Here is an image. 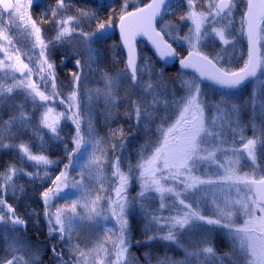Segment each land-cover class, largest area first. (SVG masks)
<instances>
[{
	"label": "rangeland",
	"instance_id": "1",
	"mask_svg": "<svg viewBox=\"0 0 264 264\" xmlns=\"http://www.w3.org/2000/svg\"><path fill=\"white\" fill-rule=\"evenodd\" d=\"M35 1L0 0V97L18 93L29 104L21 121L36 113L53 137L63 123L75 129L73 154L58 173L47 157L19 146L25 163L44 169L46 183H52L41 210L46 235L62 246L59 252L52 243L44 256V248L26 241V229L12 220L26 222L7 201L16 194V171L0 172V264H264V205L253 190V182L264 179V21L260 77L233 94L187 72L170 80L137 47L132 76L115 41L108 62L117 73H103L93 66L103 58L97 56L100 45L111 42L101 27L64 1L49 19L37 17ZM137 3H123L120 17ZM200 10L192 4L182 35L164 28L183 51L208 50L222 67L243 45L236 32L244 29L225 17L209 24L211 17ZM61 53L72 64L70 75L59 79L55 56ZM83 83H101L99 98L87 109L114 100V83H132V115L156 120L154 129L113 143L107 153L86 131L94 125H86L81 112ZM162 109L163 117H156ZM2 129L8 132L4 123ZM59 141L46 148L65 156ZM35 209L37 216L41 210ZM139 223L141 234L132 226Z\"/></svg>",
	"mask_w": 264,
	"mask_h": 264
},
{
	"label": "trees",
	"instance_id": "2",
	"mask_svg": "<svg viewBox=\"0 0 264 264\" xmlns=\"http://www.w3.org/2000/svg\"><path fill=\"white\" fill-rule=\"evenodd\" d=\"M116 12H121V8H117ZM47 18H50L48 14H46V19ZM45 22L47 23V21ZM95 22H98V20L96 19ZM107 41L110 43L104 42L103 45H100L97 52V56L102 55L103 58H99L95 61L93 66L100 67L104 70L102 71L103 73L111 75L113 72V75H115L117 72L112 70V64H109L108 62L110 54L109 50L112 46H116V43L118 44V49L120 51L122 50L120 43L116 38L108 37ZM136 45L137 48L146 51V55L149 57L150 62H152L154 67H156V65L164 67V73L165 75L167 74L166 76L170 80L174 79L172 76L176 78L178 74L184 73L179 69L178 63L188 54V52L183 51L182 48H177L178 58L176 62L171 65H166L150 51L148 44L144 40L140 39ZM63 54H56L55 56L56 66L59 67V79L64 75H70L71 72L70 70L67 71V69L71 67L72 59L71 57H67L66 54ZM205 55L209 56V53H206ZM63 58L66 59V62H63ZM122 62L124 61L120 60L119 63L122 65ZM222 68L224 69V66H222ZM60 84L64 87L66 86L65 83ZM100 84L101 83H95V86L88 87L87 83H83V86L80 87V106L81 112L84 113L85 124L88 125V122H91V124L94 125L92 128H87L86 131H91L92 136L97 142H99V145H102L104 151H108L113 143L119 144L124 140L130 142L138 137L139 134L141 135L143 131L146 132L147 129L152 131V128L154 129L153 125L157 123L156 120H153L152 122L144 117L139 118L132 115V83H114V100L111 99L110 102L106 101L105 106L94 103L89 109H87L86 106L89 101H94L99 98L101 92ZM208 87L214 89V87L210 85ZM215 90L219 89L215 88ZM2 104L5 106L4 108L2 107L3 109L1 108ZM28 106L29 104L16 92H12L8 98H5L4 96L0 97V172H9L13 169L16 171V194L14 197H8L7 201L13 208L15 215L26 222V232L24 235L26 241L32 246L38 245L40 248H44L46 251L44 256H47V254H50L49 249L52 243L59 252L61 251L62 246L60 242L56 244L55 238L46 235L45 216L43 210H41V208H43V194L50 189L52 183L49 185L46 183L44 179V169L40 170L25 163V159L21 156L19 146L25 145L33 154L47 157L50 161L56 164L54 172L58 173L63 164H65L68 158L73 154L72 146L75 137V129L72 125L63 123L59 128L58 135L53 137L45 128L40 126V123L36 119V113H34L27 121H21L20 114L27 111ZM166 109L171 112L169 107ZM104 110H107V112H104ZM154 111L155 110H151V112ZM164 112L163 109L158 110V113L155 116L163 117ZM109 114L112 115L110 116ZM3 123L8 132H5L2 129ZM59 140H62L60 144L62 147L64 146V151L62 153H64L65 150L67 151V155L65 156L61 155L60 149L52 151L51 149L48 150L46 148L49 144L55 146L60 142ZM8 142H11L12 145ZM7 143L9 144L8 148L6 145ZM4 145H6L5 148ZM110 152L112 151H108L107 153ZM35 207H39L41 210L37 216L34 214L36 211ZM35 225H38L41 229L36 231L32 230V227ZM132 226L137 227L136 233L141 234L140 223ZM141 238H139V240H141ZM75 240L77 241V239Z\"/></svg>",
	"mask_w": 264,
	"mask_h": 264
},
{
	"label": "water",
	"instance_id": "3",
	"mask_svg": "<svg viewBox=\"0 0 264 264\" xmlns=\"http://www.w3.org/2000/svg\"><path fill=\"white\" fill-rule=\"evenodd\" d=\"M167 0H153L145 9L133 12L125 16L118 27L122 47L127 56V69L134 76L137 64V50L135 42L144 39L157 57L166 64H171L174 59V51L165 42L163 35L158 33L155 23L161 16ZM9 11L11 6H5ZM264 20V0H250L245 15L246 39L248 46V62L244 69L235 73L222 70L214 61L197 52H189L178 63L182 72L195 74L201 81L211 86L229 91L238 92L255 81L261 72V52L259 46V34ZM110 32L109 27L104 30ZM254 193L259 203L264 204V180L253 183ZM18 227L25 229L24 223L12 220ZM1 253V247H0Z\"/></svg>",
	"mask_w": 264,
	"mask_h": 264
},
{
	"label": "flooded vegetation",
	"instance_id": "4",
	"mask_svg": "<svg viewBox=\"0 0 264 264\" xmlns=\"http://www.w3.org/2000/svg\"><path fill=\"white\" fill-rule=\"evenodd\" d=\"M62 1H64L66 4L76 7L75 9L77 10L78 14L82 17L83 20L85 19L89 23L91 22L92 24L101 27V34L103 37L116 38L119 41L122 49L123 47L121 44V38L118 32V27L121 20L125 16L133 12L147 8L153 2V0H138L139 4L137 3L135 7L132 5L134 9L129 10V12H127L126 14L120 17L121 14L119 12H116V9L121 8L122 4L125 3L127 0H36L35 1L36 3L34 5V11L37 13L36 16L46 19V14L50 16L52 12L56 9V6ZM249 1L250 0H167L166 4L163 7L161 16L155 23V28L158 33L163 35L165 42L174 51L175 56L172 63L176 62L178 58L177 48H179L180 45L178 44V42L173 43L170 41V39L168 38V34L166 32L168 30L167 27L168 28L170 27V29L177 28L179 34L182 35V33L189 28V23L187 21L188 13H189V9L193 4L195 8L201 9L200 11H203L205 16L211 17L208 22L209 24H212V22L217 17L218 18L225 17L231 19L230 21L231 25L234 26V24L237 25L242 24V27L244 29L243 33L236 32L240 36L241 40H244L243 42H241L243 45L240 47V44H238L236 51L233 54L230 53V60L226 65H224V69L211 57L205 55L208 50L206 51L205 49L203 51L199 50L202 53L200 52L197 53L208 57L209 59L214 61L222 70L226 72L235 73L244 69V67L248 62V46L246 39L245 15ZM10 6L11 8H13L12 4H10ZM96 19L98 20V22H95ZM40 23L44 24L45 21L43 23L40 21ZM164 25H166L167 27L164 28ZM108 27L110 29V32L105 33L104 30ZM140 39L141 38L136 40L135 47H137L136 44ZM259 46H260L261 63H262L263 50L261 49L260 39H259ZM149 48L150 51L157 57V55L152 50V48L150 46ZM190 52H195V51H190ZM137 55H138V51H137ZM231 56L233 57L231 58ZM159 60L163 63L161 59ZM261 70H262V66H261ZM253 82L255 81H252L251 83ZM247 87L248 86H246L245 88H243L238 92H230V93L233 94L240 93L244 91Z\"/></svg>",
	"mask_w": 264,
	"mask_h": 264
}]
</instances>
